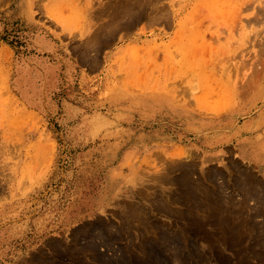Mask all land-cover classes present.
<instances>
[{
	"label": "rangeland",
	"instance_id": "obj_1",
	"mask_svg": "<svg viewBox=\"0 0 264 264\" xmlns=\"http://www.w3.org/2000/svg\"><path fill=\"white\" fill-rule=\"evenodd\" d=\"M132 1L0 0V264H264V0Z\"/></svg>",
	"mask_w": 264,
	"mask_h": 264
},
{
	"label": "crops",
	"instance_id": "obj_2",
	"mask_svg": "<svg viewBox=\"0 0 264 264\" xmlns=\"http://www.w3.org/2000/svg\"><path fill=\"white\" fill-rule=\"evenodd\" d=\"M252 120L253 121L247 119L241 122L239 126L242 128L241 134L243 136H241L237 142H235L233 146L230 147L231 150H228L227 153L231 154V152H233L234 156L239 158L243 163L253 166L261 178L264 179L263 111L255 114ZM206 154L207 158L212 159L210 162L212 164H221L225 159V154L220 153L219 151H209ZM174 248H176V246H174Z\"/></svg>",
	"mask_w": 264,
	"mask_h": 264
},
{
	"label": "bare ground",
	"instance_id": "obj_3",
	"mask_svg": "<svg viewBox=\"0 0 264 264\" xmlns=\"http://www.w3.org/2000/svg\"><path fill=\"white\" fill-rule=\"evenodd\" d=\"M116 1H117V0H116ZM118 1H119V0H118ZM121 1H122V0H121ZM130 1H131V0H130ZM136 1H137V0H135V3H137ZM141 1H142V0H140V2H141ZM145 1H146V0H145ZM157 1H158V0H157ZM133 2H134V0L132 1V4H133V5L130 4L131 6H134L135 3H133ZM138 2H139V1H138ZM146 2H147V1H146ZM146 2H145V4H146ZM154 2H155V1H154ZM116 3H117V2H116ZM123 3H125V2H123ZM128 3H129V2H128ZM141 3H142V2H141ZM143 3H144V2H143ZM145 4H144V5H145ZM115 5H116V4H115ZM123 5H124V4H123ZM136 5H137V4H136ZM138 5H139V4H138ZM138 5H137V7H138ZM144 5H142V6H144ZM120 7H121V6H120ZM128 7H129V6H128ZM126 8H127V6H126ZM132 8H133V7H132ZM140 8H141V7H140ZM122 9H123V8H122ZM124 9H125V6H124ZM128 9H130V8H128ZM125 10H126V9H125ZM111 13H112V12H111ZM113 13H114V11H113ZM125 13L127 14V12H125ZM129 13H130V12H129ZM136 13H138V12H135V15H136ZM143 13H144V12H143ZM115 14H116V13H115ZM115 14H113V15H115ZM133 14H134V13H133ZM140 14H141V13H140ZM109 15H110V14H109ZM118 15H121V14L119 13ZM128 15H129V14H128ZM128 15H127V18H128ZM130 15H132V13H130ZM130 15H129V16H130ZM111 16H112V15H111ZM123 16H124V14H123ZM113 17H114V16H113ZM119 17H120V16H119ZM125 17H126V15H125ZM132 17H133V15H132ZM135 17H137V16H135ZM114 18H115V17H114ZM121 18H122V17H121ZM141 18H142V15H141ZM116 19H117V17H116ZM122 19H123V18H122ZM124 19H126V18H124ZM128 19H131V16H130ZM128 19H126V20L128 21ZM119 20H120V19H119ZM119 20H118V21H119ZM133 20H136V19H133ZM138 20H139V19H138ZM108 21H109V20H108ZM111 21H113V20H111ZM114 21H116V20H114ZM109 22H110V21H109ZM116 22H117V21H116ZM121 22H122V20L120 21V23H121ZM110 23H111V22H110ZM104 24H105V23H104ZM107 24H108V23H107ZM107 24H105V26H107ZM121 24H122V23H121ZM109 25H110V24H109ZM109 25H108V26H109ZM112 25H115V24H112ZM119 25H120V24H119ZM102 26H103V25H102ZM116 26H118V25L116 24ZM116 26H113V28L116 27ZM99 27H101V26H99ZM103 27H104V26H103ZM111 28H112V27H110V29H111ZM118 28H119V27H118ZM98 29H99V28H98ZM100 29H101V28H100ZM105 29H106V28H105ZM114 29H116V28H114ZM99 31H100V30H99ZM101 31H102V30H101ZM103 31H104V30H103ZM103 31H102V32H103ZM106 31H107V30H106ZM106 31H105V32H106ZM114 31H115V30H114ZM114 31H112V34H113ZM97 32H98V31H97ZM97 32H96V33H97ZM110 32H111V30H110ZM115 32H116V31H115ZM96 33H94V34L96 35ZM103 33H104V32H103ZM108 33H109V32H108ZM108 33H106V34L108 35ZM97 34H98V33H97ZM249 34H250V33H249ZM95 35H94V36H95ZM99 35H101V33H100ZM99 35H98V37H99ZM110 35H111V34H110ZM102 36H103V35H102ZM105 36H106V35H105ZM108 36H109V35H108ZM113 36H114V35H113ZM113 36H112V37H113ZM98 37H97V39H99ZM103 37H104V36H103ZM103 37H102V40H104V39L107 38V37H106V38L103 39ZM116 37H117V33H116ZM100 38H101V37H100ZM244 38H245V36H244ZM107 39H108V38H107ZM110 39H111V38H110ZM110 39H109V40H110ZM246 39H248V37H246ZM99 40H101V39H99ZM110 41H111V40H110ZM103 42H104V41H103ZM105 42H106V41H105ZM105 42L103 43V45L105 44ZM106 43H107V42H106ZM110 43H111V42H110ZM101 45H102V44H101ZM252 81L254 82V80H252ZM119 89H120V88H119ZM117 90H118V89H117ZM117 90H116V91H117ZM113 91H114V90H113ZM122 91H124L123 88H122ZM122 91H120V92H122ZM125 91H126V90H125ZM131 91H132V90H131ZM116 93H117V92H116ZM126 93H127V92H126ZM154 93H155V91H154ZM152 94H153V93H152ZM177 102H178V101H177ZM188 104H189V103H188ZM190 105H191V104H190ZM193 106H194V105H193ZM194 107H195V106H194ZM222 111H223V110H222ZM209 121H210V120H209ZM211 122H212V121H211ZM194 123H195V121H194ZM196 123H197V122H196ZM209 123H210V122H209ZM198 124H199V123H198ZM210 124H211V123H210ZM250 127H251V126H250ZM255 127H256V126H255ZM257 127H258V126H257ZM259 137H260V136H259ZM254 149H255V148H254ZM181 154H182V153H181ZM129 163H130V162H129ZM133 163H134V162H133ZM129 165H130V164H129Z\"/></svg>",
	"mask_w": 264,
	"mask_h": 264
}]
</instances>
